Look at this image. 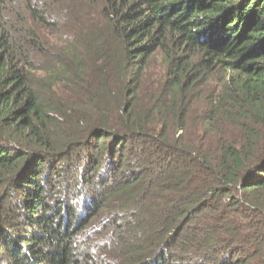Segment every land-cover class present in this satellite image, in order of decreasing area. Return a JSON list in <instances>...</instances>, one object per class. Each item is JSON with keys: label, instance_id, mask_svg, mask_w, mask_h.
Masks as SVG:
<instances>
[{"label": "trees", "instance_id": "16d2710c", "mask_svg": "<svg viewBox=\"0 0 264 264\" xmlns=\"http://www.w3.org/2000/svg\"><path fill=\"white\" fill-rule=\"evenodd\" d=\"M0 264H264V0H0Z\"/></svg>", "mask_w": 264, "mask_h": 264}]
</instances>
